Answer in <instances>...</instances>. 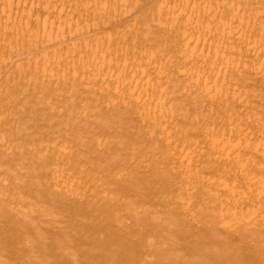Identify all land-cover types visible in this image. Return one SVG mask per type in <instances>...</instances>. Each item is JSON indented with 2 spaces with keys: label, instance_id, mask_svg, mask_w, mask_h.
<instances>
[{
  "label": "rangeland",
  "instance_id": "1",
  "mask_svg": "<svg viewBox=\"0 0 264 264\" xmlns=\"http://www.w3.org/2000/svg\"><path fill=\"white\" fill-rule=\"evenodd\" d=\"M10 4L0 264H264V0Z\"/></svg>",
  "mask_w": 264,
  "mask_h": 264
},
{
  "label": "bare ground",
  "instance_id": "2",
  "mask_svg": "<svg viewBox=\"0 0 264 264\" xmlns=\"http://www.w3.org/2000/svg\"><path fill=\"white\" fill-rule=\"evenodd\" d=\"M4 1H5V0H1V2H4ZM12 1H13V0H12ZM12 1L9 0V1H7V2H9L8 4L11 5L10 2H12ZM216 2H217V1H216ZM217 4H218V3H216V5H217ZM1 5H2V3L0 4V6H1ZM3 5H4V3H3ZM3 5H2V10L4 11V10H5V6L7 5V3L4 5V8H3ZM9 5H7V6H9ZM9 7H11V8H9ZM9 7H8V10H7V8H6V10H7L6 12H8V13L10 12L9 10H10V9L12 10V8H13L12 6H9ZM218 7H219V6H218ZM197 8H198V7H197ZM15 9L18 10L17 8H15ZM15 9H13V10H14V13L19 14V13H17L19 10H18L17 12H15ZM236 10H237V9H236ZM236 10H235V11H236ZM3 11H2V13H3ZM235 11H233V12H235ZM239 11H240V10H239ZM239 11H238V12H239ZM12 12H13V11H11L10 15L12 14ZM27 12H29V11H27ZM233 12H232V13H233ZM243 12H244V11H243ZM243 12L241 11V13H243ZM2 13H1V14H2ZM4 13H5V11H4ZM14 13H13V15H14ZM24 13H25V12H24ZM1 14H0V20H1L2 16H3V14H2V15H1ZM16 14H15V15H16ZM25 14H26V13H25ZM197 14H198V13H197ZM233 14H234V13H233ZM236 14H238V13H236ZM236 14H235V15H236ZM10 15H9V17H11ZM15 15H14V16H15ZM4 16H8V15H5V14H4ZM4 16H3V21H4V19H5ZM14 16H13V17H14ZM17 16H18V15H17ZM21 17H23V16H20V19H21ZM30 17H31V16L29 15L28 18L30 19ZM6 18H7V17H6ZM14 18H15V19H13L12 22H10L11 20L9 21L10 23L13 24V26H14V24H15V25L17 24V21H16V23H15V22L13 23L14 20H17L16 17H14ZM23 18H24V17H23ZM23 18H22V19H23ZM28 18H27V20H28ZM18 19H19V18H18ZM20 19H19L18 21L21 22V23H22V21H24L25 23L27 22L26 24L24 23V24H25L24 26L27 28L26 25L29 24V23H28V21H25L26 18H24L25 20H22V19H21L22 21H21ZM8 20H9V19L7 18V20H5L4 22H6V21H8ZM3 21H2V22H3ZM0 22H1V21H0ZM29 22H30V20H29ZM6 23H7V22H6ZM10 23H7L6 26H9L8 24H10ZM19 24H20V23H19ZM19 24H18V25H19ZM4 25H5V24H4ZM18 25H17V26H18ZM21 25H22V27H20V30H19V31H22V30H23V29L21 30V28H23L24 26H23V24H21ZM21 25H20V26H21ZM6 26H4V27H2V28H5ZM11 26H12V25L10 24L9 28H6L7 30H5V29H1V23H0V29H1V31H2V30H5V33H8L9 30L11 31V30H13L15 27H16L15 29H19V26H18V27L15 26L14 28H13V26H12L13 29L10 28ZM25 27H24V28H25ZM28 27H29V25H28ZM8 29H9V30H8ZM15 29H14V30H15ZM1 31H0V32H1ZM6 31H7V32H6ZM19 31H18V32H17V31H16V32H15V31H12V32H13V33L15 32L14 34H17V33H18V38H19V36H20L19 33L21 34V32H19ZM12 32H10V33H12ZM2 35H3V31H2V34L0 35V54H1L2 56L4 55V54H3L4 52H2L3 50L6 51L5 55H7V52H8V53L14 52V49H16L17 52L20 51V50H18L19 47H20V45L18 46V43H19L18 39H16L17 41L14 40L15 42H17V46H16V47H18V48L15 47L16 44L13 43V46H12V42L10 43V41H12L13 38H14V39L16 38L15 35H14V37H12V40L9 39V37H10V34H9V33H8L9 37H7L8 39H6V40H5V37H3ZM8 35H7V36H8ZM21 35H22V34H21ZM4 36H5V35H4ZM11 36H13V35H11ZM16 36H17V35H16ZM22 36H23V35H22ZM22 36H21L20 39H22ZM23 38H25V36H24ZM36 38H37V37H36ZM226 38H228V35H227ZM20 39H19V40H20ZM34 39H35V38H34ZM229 39H230V37H229ZM9 40H10V41H9ZM22 40H23V45L28 44V47H29V45H30L29 42H28V43L25 42V41H28V40H27V39H26L25 41H24V39H22ZM36 40H37V39H36ZM14 41H13V42H14ZM33 41H34V40H33ZM227 41H228V40H227ZM24 42H25V44H24ZM20 44H21V40H20ZM26 46H27V45H26ZM26 46H24V47L21 46V47H22V49L27 50V49H25ZM13 47H15V48L13 49ZM24 50H23V51H24ZM16 51H15L16 57L14 56L15 54L13 55V56L15 57V60H16V58L18 59V55H17ZM21 51H22V50H21ZM1 55H0V66L2 67V70H3V67H5L4 69H5L6 73H7L6 68L9 66L10 63L8 64V63L5 62V61L7 60L6 58H7V56H9V55H7L6 57H4L5 55L3 56L6 60H4L3 57H1ZM10 55H12V53H11ZM13 56H11L10 58H14ZM24 58H25V57H24ZM9 60H11V59H9ZM11 61H14V60L12 59ZM11 61H8V62H11ZM23 61H24V59H23ZM15 62H16V61H15ZM15 62H14V65H16ZM12 63H13V62H12ZM12 63H11L10 65H12ZM6 64H8V65H6ZM20 65H21V64H20ZM6 66H7V67H6ZM12 66H13V65H12ZM13 67H14V66H13ZM16 67H17V66H15V68H13V70H15ZM21 67H22V65H21ZM10 68H11V67H10ZM10 68L8 67V69H10ZM20 69H21V68H20ZM0 71H1V70H0ZM9 71H11V73H14V71H12V69H11V70H8V72H9ZM15 71H16V72H19V71H17V70H15ZM1 72H2V71H1ZM1 72H0V73H1ZM3 73H4V72H3ZM3 73H1V74L3 75V77L5 76V79H6L7 76L4 75ZM8 74H9V73H8ZM3 81H4V83H5L4 78H3ZM0 82H1V80H0ZM4 83H3V85H4ZM0 86H1V85H0ZM1 87H3V86H1ZM1 87H0V88H1ZM0 90H1V89H0ZM1 91H2V90H1ZM1 91H0V92H1ZM2 92H3V91H2Z\"/></svg>",
  "mask_w": 264,
  "mask_h": 264
}]
</instances>
